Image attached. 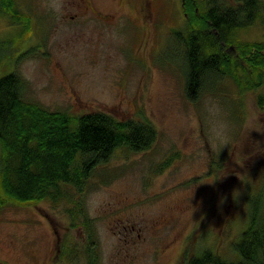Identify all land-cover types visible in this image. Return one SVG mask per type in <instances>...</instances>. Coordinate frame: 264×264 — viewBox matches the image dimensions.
Wrapping results in <instances>:
<instances>
[{
  "label": "rangeland",
  "instance_id": "rangeland-1",
  "mask_svg": "<svg viewBox=\"0 0 264 264\" xmlns=\"http://www.w3.org/2000/svg\"><path fill=\"white\" fill-rule=\"evenodd\" d=\"M85 1L95 15L82 0H16L31 20L23 38L0 8V77L17 72L25 100L52 112L148 121L157 140L121 147L88 180L94 234L72 226L68 203L0 206V264H184L188 249L234 259L264 212V84L241 91L227 78L192 102L173 42L184 0ZM239 38L264 42L262 22Z\"/></svg>",
  "mask_w": 264,
  "mask_h": 264
},
{
  "label": "trees",
  "instance_id": "trees-1",
  "mask_svg": "<svg viewBox=\"0 0 264 264\" xmlns=\"http://www.w3.org/2000/svg\"><path fill=\"white\" fill-rule=\"evenodd\" d=\"M183 3L188 23L182 31H174L173 42L184 52L186 98L196 102L227 78L241 91L262 86L264 42L241 41L239 34L258 21L264 26V0ZM0 8L12 26L21 27L20 36L30 34V17L19 12L16 0H0ZM2 63L0 55V69ZM26 88L17 72L0 77V206L68 203L72 207L66 213L72 226H83L94 234V220L84 201L88 180L121 147L132 153L150 150L157 140V130L148 121H120L103 112H52L26 101ZM259 104L264 107V97ZM68 186L78 191H67L64 187ZM235 251L236 257L228 259L211 249L199 254L188 249L182 261L264 264V212L259 205Z\"/></svg>",
  "mask_w": 264,
  "mask_h": 264
},
{
  "label": "flooded vegetation",
  "instance_id": "flooded-vegetation-1",
  "mask_svg": "<svg viewBox=\"0 0 264 264\" xmlns=\"http://www.w3.org/2000/svg\"><path fill=\"white\" fill-rule=\"evenodd\" d=\"M80 9H81V11L86 10L85 13L87 15H95V13H97V12H95V9L93 8V6L85 0H82V3L80 4Z\"/></svg>",
  "mask_w": 264,
  "mask_h": 264
}]
</instances>
